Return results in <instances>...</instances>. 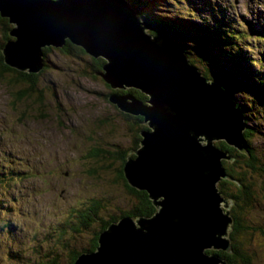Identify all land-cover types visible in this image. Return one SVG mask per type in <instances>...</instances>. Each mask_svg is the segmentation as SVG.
<instances>
[{
    "label": "water",
    "instance_id": "1",
    "mask_svg": "<svg viewBox=\"0 0 264 264\" xmlns=\"http://www.w3.org/2000/svg\"><path fill=\"white\" fill-rule=\"evenodd\" d=\"M0 16L13 26L2 49L8 67L39 74L43 50L70 42L105 62L97 73L113 90L105 97L146 128L123 174L156 212L111 224L75 264H228L216 252H233L232 200L218 185L234 182L224 162L235 158L216 144L249 155V125L231 94L125 0H0Z\"/></svg>",
    "mask_w": 264,
    "mask_h": 264
},
{
    "label": "rangeland",
    "instance_id": "2",
    "mask_svg": "<svg viewBox=\"0 0 264 264\" xmlns=\"http://www.w3.org/2000/svg\"><path fill=\"white\" fill-rule=\"evenodd\" d=\"M151 1L160 15L202 19L211 26L219 22L242 35L234 52L246 58L242 65L249 74L264 78V0ZM254 31L261 37L254 36ZM6 35V24L0 22V50ZM47 58L51 66L39 78L43 102L38 103V94L17 100L28 85L9 84L11 73L0 81V264H42L43 256H65L68 245L82 250L92 229L82 230L83 235L76 234L74 239L67 233L63 239L58 234L64 221L75 218L92 201L104 200L103 213L111 215L133 204L108 164L113 158L104 155L108 161L98 165L90 156L96 144L103 152L114 151L112 147L120 151L140 147L141 140L133 137L135 129L105 97L113 90L100 77L89 76L90 56H69L53 48ZM235 64L222 69V64L210 67L202 61L197 66L213 69L208 71L210 78L232 70ZM260 114L262 121L257 124L250 117L249 125L262 127L251 143L264 164V112ZM111 162L113 169L123 167L121 162ZM96 166L93 175L90 169ZM246 172L257 207L243 212L256 232L240 240L252 264H264V170L253 175Z\"/></svg>",
    "mask_w": 264,
    "mask_h": 264
},
{
    "label": "trees",
    "instance_id": "3",
    "mask_svg": "<svg viewBox=\"0 0 264 264\" xmlns=\"http://www.w3.org/2000/svg\"><path fill=\"white\" fill-rule=\"evenodd\" d=\"M125 1L130 3L137 15L143 21H146L152 25L154 30L152 33L166 34L174 39L184 49L191 62L196 67H198L207 78H209L208 71L213 69L210 68L211 70H206L203 66H197L200 62L203 61L210 67L222 64V69H226L227 67L236 63L238 66L235 64L236 67L232 70H229L226 73L221 72L219 73L220 76L210 77L209 79L212 81H217L228 93L231 94L235 100L237 108L243 113L248 125L250 117H252V121L257 124L262 121L260 112L263 115L264 78L258 77L255 73L249 74L246 71V67L242 65L243 62L246 61V58H243L241 55L234 52V49L240 46L241 41H243L244 37L242 35L236 34V32L231 28L228 29V27H226L223 23L219 22H215V26H211L207 24V22L203 24L202 19L183 17L181 15L170 16L168 15L169 13L160 15L159 9L153 5L156 2L151 0ZM172 3H175V1L171 0L170 4ZM209 19L212 20L213 17ZM0 22H5L7 29V35L5 36L4 43H7L10 40L12 41L13 38L9 37V32L13 26L9 24L7 19L2 18L1 16ZM254 34V36H257L258 38L261 37L260 33L257 31H254ZM58 50L69 56H88L81 48L72 45L70 42H67L64 48ZM0 51V81L6 77L5 74L11 73L13 77H11L8 81L9 84H12L13 86L22 82L28 85L26 89L18 93L17 100H22L28 95L30 96L33 94H38V103L43 102L44 97L39 89V78L44 72H47L51 66V63L47 61V57L48 53L53 51V48H45L43 50L45 68L39 74L20 72L16 69L8 67L4 61L2 47ZM91 60L93 63H91L92 65L89 64V66H91L90 69L92 73L89 74L88 72H85L83 74H89V76L92 78H96L98 77L97 73L101 72L105 62L103 60H94L93 58ZM122 93L125 94L127 92ZM131 93L139 99L144 98L142 95H140V93L133 91ZM123 118L128 119L131 129H135L133 133L134 139L141 140L140 133L142 130L146 129L144 126H142L143 119L127 114H123ZM103 123L104 122H102V125ZM140 129L141 131L139 132ZM261 129V126H256L255 128L250 127V125L248 126L245 136L248 144L249 155L240 154L236 149L228 147L224 142L216 144V146L220 147L221 149L229 151L230 155L236 159L233 163L227 161L224 162L227 173L234 182L231 180H223L218 185L219 190L226 196V199H230L234 203V208L230 209V214L233 218V225L229 234L233 252L231 254L225 252L219 253L222 258L227 260L228 264L253 263L252 258L246 254L247 247L244 244V241L242 242L241 240L244 236H252L254 235V232H256L252 223H249L248 218L243 211L253 208L255 209V207H257V205L254 204L252 200L253 193L250 192L252 191L250 189L252 186L248 184L249 176H247L246 171H248L250 175H253V173L256 174L261 169L264 170V164L261 163L259 156H257L258 154L256 152V148L254 145H252L253 143H251V138L256 136L259 131L261 133ZM262 136H264V134ZM135 145L138 144L135 143ZM112 149L114 151L103 152L101 150V145L96 144L92 147L90 156L92 158H96L98 165L108 161V159H104V155H109L113 158L108 164L111 169L116 172V180L119 183H122V185L125 187L127 196H129V199L133 201V204L125 210H122L119 215H111L104 214L105 212L103 213V211H105L104 200L92 201L82 211L77 212L75 218L64 221V225L58 234V237L65 239L67 237L66 234L69 233L70 237L74 239L76 234L83 235L82 230L92 229V234H90L92 236L88 241H86L82 250H79L78 248L73 249L70 245H68V251L66 250L65 256H43L42 264H75L80 256H82L84 253L94 252L98 248L101 233L107 230L111 224L118 222L124 217H131L134 219L139 218L140 216L151 217L156 212V208L154 207L149 195L146 192L138 191L128 185L123 174V167L118 169L116 167V169H113L114 165L111 161H118L124 164L130 152L134 151L133 148H131V151H120L115 147H112ZM260 164L263 166L261 167ZM97 171L98 166L90 169V173L93 175H95ZM238 184H242L241 187H239ZM232 188L238 191L233 193L230 191ZM94 224L95 226H93ZM92 226L94 228H92ZM207 252L212 254L215 251Z\"/></svg>",
    "mask_w": 264,
    "mask_h": 264
},
{
    "label": "flooded vegetation",
    "instance_id": "4",
    "mask_svg": "<svg viewBox=\"0 0 264 264\" xmlns=\"http://www.w3.org/2000/svg\"><path fill=\"white\" fill-rule=\"evenodd\" d=\"M94 60H96V59H94ZM98 60H100V59H98ZM132 91H133V92H137V91H134V90H131V91H128V92L131 93ZM137 93H139V92H137ZM139 118H140V117H139Z\"/></svg>",
    "mask_w": 264,
    "mask_h": 264
},
{
    "label": "clouds",
    "instance_id": "5",
    "mask_svg": "<svg viewBox=\"0 0 264 264\" xmlns=\"http://www.w3.org/2000/svg\"><path fill=\"white\" fill-rule=\"evenodd\" d=\"M220 252H222V251H219V252H216V253H220ZM214 253V252H213ZM225 259V258H224Z\"/></svg>",
    "mask_w": 264,
    "mask_h": 264
},
{
    "label": "bare ground",
    "instance_id": "6",
    "mask_svg": "<svg viewBox=\"0 0 264 264\" xmlns=\"http://www.w3.org/2000/svg\"><path fill=\"white\" fill-rule=\"evenodd\" d=\"M107 174V173H106Z\"/></svg>",
    "mask_w": 264,
    "mask_h": 264
}]
</instances>
